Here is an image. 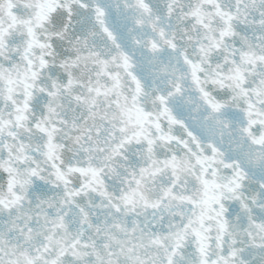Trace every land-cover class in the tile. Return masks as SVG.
Here are the masks:
<instances>
[{"label":"snow or ice","instance_id":"6c2138e0","mask_svg":"<svg viewBox=\"0 0 264 264\" xmlns=\"http://www.w3.org/2000/svg\"><path fill=\"white\" fill-rule=\"evenodd\" d=\"M0 264H264V0H0Z\"/></svg>","mask_w":264,"mask_h":264}]
</instances>
